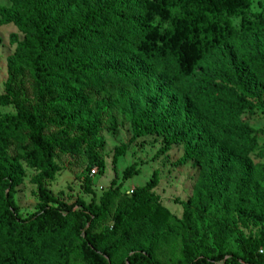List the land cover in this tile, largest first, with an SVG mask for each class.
Segmentation results:
<instances>
[{"label": "trees", "instance_id": "obj_1", "mask_svg": "<svg viewBox=\"0 0 264 264\" xmlns=\"http://www.w3.org/2000/svg\"><path fill=\"white\" fill-rule=\"evenodd\" d=\"M27 2L28 5L19 8V13L26 17L25 24L19 25L24 40L18 44L11 67L17 68L21 63L34 75L42 92L54 89L57 95L50 102L54 111L64 123L75 125H80L82 118L87 117V100L78 97L73 90L67 91L68 87L81 93L91 84L120 85L138 81L137 75L126 70L105 67L103 62L111 59L117 50H124L125 55L135 54L154 71L169 76L174 82H182L206 56L223 44L235 43L242 32L264 35V19L255 16L251 21L248 17L251 0H117L89 7L74 21L71 15H66L67 0ZM0 11L2 13L3 9ZM233 19H240L239 29L234 27ZM239 55L247 73L254 79L264 80V48L255 52L240 49ZM210 79L202 76L205 83ZM121 101V98L113 102L101 101L97 107H112ZM0 104L17 108L15 115L5 116L0 123V164L9 160L4 153L3 132L27 128L33 147L30 157L40 170L36 184L42 202L35 212L22 218L13 192L6 193L0 210V240H12L15 244L0 256V264H36L65 222L72 224V233L81 240L83 264H111V253L119 243L128 251L120 264H158L153 259V250L162 241L160 238L170 235L171 230L167 210L153 204L157 174L154 173L145 186L132 194L129 203L114 213L111 227L92 232L93 224L109 207L113 191L104 193L99 208L80 202L54 208L47 204L59 202L47 193L42 180L52 178L60 170L53 161L55 149L74 156L83 140L96 135V127L82 126L81 138H46L42 123L24 108L12 91L10 81L6 83L5 94L0 95ZM154 113V109L146 105L140 111L127 114L133 139L165 135L160 152L185 142L181 163L203 157V149L209 148L210 143L202 131H196V136L188 132L166 134V117L154 116ZM125 150L126 145L115 149L113 163ZM137 174L138 171L130 172V169L123 172L125 178ZM11 184V174L0 168V190L10 188ZM77 205L81 208L74 210ZM144 208L147 212L141 214ZM205 214L215 217L211 225L215 248H210L207 242L205 248L195 244L196 224ZM228 214L233 219L226 223ZM245 219L262 224L258 243L248 240L242 253L226 252L224 248L237 222L244 224ZM133 222L138 223L136 230H133ZM182 222L188 230L187 241L181 249L183 264H264V254H259L264 245V205L257 188L245 175L232 181L225 169L204 171L196 196L183 205ZM115 237V244L102 247L103 242ZM66 252L67 247L59 251L62 264H66Z\"/></svg>", "mask_w": 264, "mask_h": 264}, {"label": "rangeland", "instance_id": "obj_2", "mask_svg": "<svg viewBox=\"0 0 264 264\" xmlns=\"http://www.w3.org/2000/svg\"><path fill=\"white\" fill-rule=\"evenodd\" d=\"M115 1L67 0L66 15H71L74 21L89 7ZM25 5H28L27 0H0L3 9L2 13L0 11V95L5 94L6 83L10 81L12 91L24 108L42 123L46 138H81L82 126L86 124L97 129L94 137L83 140L74 156L59 149L53 151V161L60 170L52 178L43 179L42 183L47 193L59 203L47 206L57 208L80 202L99 208L104 193L112 190L114 195L109 207L93 224L92 232H101L112 226L114 213L128 204L132 194L156 173L158 183L153 190V204L167 210L171 234L160 238L162 241L155 246L153 259L158 264H183L181 249L188 238V230L182 222L183 205L196 196L199 178L204 171L225 169L232 181L245 175L257 188L264 205V80L252 78L239 55L240 49L255 52L264 48V35L242 32L235 43L223 44L206 56L193 74L182 82H174L169 76L154 71L135 54L125 55L124 50H117L111 59L103 62L105 67L126 70L137 75L138 81L120 85L91 84L81 93L68 87L67 91L73 90L78 97L87 100V117L82 118L80 125H75L64 123L54 111L50 104L57 95L54 89L42 92L34 75L21 63L17 68L11 67L18 44L24 40L19 25L25 24L26 17L19 13V8ZM255 16L264 19V0H251L248 17L252 21ZM232 23L236 29L240 28V19H233ZM202 76L211 79L205 83ZM116 98L122 100L119 105L98 109V102H113ZM146 105L154 109V116L166 117V134L188 132L196 136V131H202L210 143L209 148L203 149V157L181 163L185 142L160 152L165 135L133 139L126 116ZM16 113L14 105L0 104V123L5 116ZM3 133L4 153L9 160L0 164V168L11 174L12 184L10 188L0 190V210L6 193L11 190L19 215L26 218L42 204L36 184L40 170L30 157L33 147L29 130L19 127ZM122 145H126L125 153L113 163L114 151ZM126 169L138 171V174L125 178L123 172ZM79 208L77 205L74 210ZM144 212H147L145 208L141 214ZM214 219L212 214H205L201 221L198 220L194 236L197 247L205 248L207 242L210 248H215L211 228ZM232 219L228 214L225 222ZM244 221V224L237 222L224 248L226 252L242 253L248 240L258 243L262 224L251 219ZM137 224L133 222V230ZM71 229L70 222L63 223L61 232L46 246L36 264H62L59 254L62 247H67L66 264H83L81 240ZM116 240V237L110 238L101 245L111 246ZM12 244H15L12 240H0V256L6 254ZM124 248L119 243L112 251L111 264L125 260L128 251ZM259 254H264V245Z\"/></svg>", "mask_w": 264, "mask_h": 264}]
</instances>
